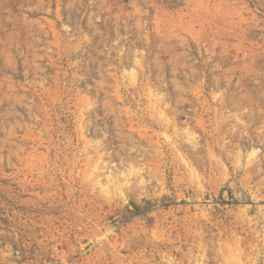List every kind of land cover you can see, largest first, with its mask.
Segmentation results:
<instances>
[{
  "label": "rangeland",
  "instance_id": "obj_1",
  "mask_svg": "<svg viewBox=\"0 0 264 264\" xmlns=\"http://www.w3.org/2000/svg\"><path fill=\"white\" fill-rule=\"evenodd\" d=\"M0 264H264V0H0Z\"/></svg>",
  "mask_w": 264,
  "mask_h": 264
}]
</instances>
